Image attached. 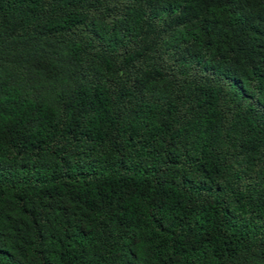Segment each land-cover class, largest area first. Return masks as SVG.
<instances>
[{"label": "trees", "instance_id": "1", "mask_svg": "<svg viewBox=\"0 0 264 264\" xmlns=\"http://www.w3.org/2000/svg\"><path fill=\"white\" fill-rule=\"evenodd\" d=\"M0 264H264V0H0Z\"/></svg>", "mask_w": 264, "mask_h": 264}]
</instances>
